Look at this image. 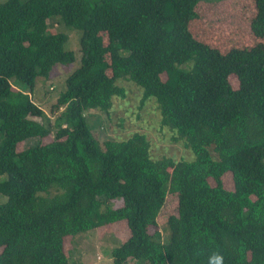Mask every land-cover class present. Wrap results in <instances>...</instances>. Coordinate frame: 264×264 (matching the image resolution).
Masks as SVG:
<instances>
[{
	"label": "trees",
	"instance_id": "obj_1",
	"mask_svg": "<svg viewBox=\"0 0 264 264\" xmlns=\"http://www.w3.org/2000/svg\"><path fill=\"white\" fill-rule=\"evenodd\" d=\"M203 1L0 3V264H72L67 237L121 221L129 236L113 264H210L214 254L264 264V43L223 53L198 40L191 25ZM256 8L264 27V0ZM55 23L80 32L81 64L46 125L37 80L76 60ZM120 79L142 89V104L155 101L194 160L153 159L139 132L98 140L86 112L108 115L125 96ZM169 195L177 207L163 241L157 219Z\"/></svg>",
	"mask_w": 264,
	"mask_h": 264
},
{
	"label": "rangeland",
	"instance_id": "obj_2",
	"mask_svg": "<svg viewBox=\"0 0 264 264\" xmlns=\"http://www.w3.org/2000/svg\"><path fill=\"white\" fill-rule=\"evenodd\" d=\"M7 0H0V3ZM201 18L192 22L191 29L194 36L210 46L227 52L233 47L249 48L257 43H264V27L259 22V13L256 8V0H223L219 2L203 1L200 6ZM58 32L68 35L65 44L66 50L76 53V60L72 64L55 66L49 78H38L33 91V101L45 112L46 125L55 123L56 113H53L60 93L66 89L67 77L81 64L80 32L65 25L55 23L52 27ZM163 80L166 75L163 74ZM234 88L238 87L236 77L230 78ZM12 82L22 89L25 86L12 79ZM117 84L125 91V96H115L109 114L99 110L86 112L89 124L100 142L108 139L126 140L134 133L145 134L150 142V155L153 159L170 157L175 161L182 159L192 161L195 155L185 147L182 140L176 141L175 133L162 125V118L154 100H147L142 104V89L128 79H120ZM52 132L54 130L52 129ZM53 136L44 139L48 142ZM37 139L29 143L36 144ZM211 185L215 182L209 179ZM224 186L228 190H234V182L231 174L223 176ZM6 198L0 194V202ZM122 202L121 200H119ZM115 202L113 206H118ZM177 201L175 197L168 196L158 219L157 227L163 234V241H167V218L175 213ZM155 229V228H154ZM129 236V229L125 221L78 233L65 239V251L69 262L72 264H113L112 251L120 246ZM136 264V263H133Z\"/></svg>",
	"mask_w": 264,
	"mask_h": 264
},
{
	"label": "clouds",
	"instance_id": "obj_3",
	"mask_svg": "<svg viewBox=\"0 0 264 264\" xmlns=\"http://www.w3.org/2000/svg\"><path fill=\"white\" fill-rule=\"evenodd\" d=\"M210 264H223V257L219 254H214L210 260Z\"/></svg>",
	"mask_w": 264,
	"mask_h": 264
}]
</instances>
